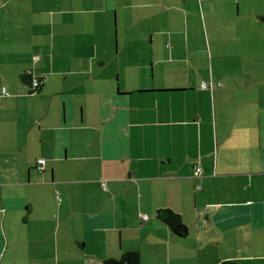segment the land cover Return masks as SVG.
<instances>
[{"label":"crops","instance_id":"obj_1","mask_svg":"<svg viewBox=\"0 0 264 264\" xmlns=\"http://www.w3.org/2000/svg\"><path fill=\"white\" fill-rule=\"evenodd\" d=\"M169 2L0 0V264L132 250L141 264H264V99L229 97L189 55L138 54L130 78L107 73L123 17L138 30ZM26 73L48 79L31 92Z\"/></svg>","mask_w":264,"mask_h":264},{"label":"rangeland","instance_id":"obj_2","mask_svg":"<svg viewBox=\"0 0 264 264\" xmlns=\"http://www.w3.org/2000/svg\"><path fill=\"white\" fill-rule=\"evenodd\" d=\"M182 2L170 0L160 7L162 12L157 8L156 20L138 30H128L130 20L124 16L119 24V44L115 42L108 51L107 73H116L120 65L122 75L130 78L136 70L131 67L136 62L131 60L138 54L146 58L189 55L195 57L193 62L202 75L209 74L210 80L213 74L214 82L220 81L219 89L229 97L239 99L252 93L243 101L264 99V0H187L181 11ZM164 29L176 34L162 36L159 31ZM223 75L228 82L217 79ZM248 107L253 108L251 102ZM218 117L221 121L220 111ZM222 118L228 119L225 114Z\"/></svg>","mask_w":264,"mask_h":264},{"label":"trees","instance_id":"obj_3","mask_svg":"<svg viewBox=\"0 0 264 264\" xmlns=\"http://www.w3.org/2000/svg\"><path fill=\"white\" fill-rule=\"evenodd\" d=\"M33 77L34 74L26 73L21 78L23 82H25L31 87V92H37L42 88V86L46 83V81H44V83L40 84L37 87H33ZM0 87H1V79H0ZM157 217L160 220H162L165 224H167L174 234L180 237L187 236L188 227L185 224L181 214L173 211L170 208H162L157 211ZM102 264H141V256L139 251L137 250L127 251L120 258H106L105 260H103ZM219 264H239V263L232 259H226L221 261Z\"/></svg>","mask_w":264,"mask_h":264},{"label":"built area","instance_id":"obj_4","mask_svg":"<svg viewBox=\"0 0 264 264\" xmlns=\"http://www.w3.org/2000/svg\"><path fill=\"white\" fill-rule=\"evenodd\" d=\"M48 79V77H44V76H35L33 77V87H37L40 84L44 83V81H46ZM211 84H207L206 82H203L201 84L202 88H208L211 87ZM2 93H7V90L5 87H3L2 89ZM38 164H39V169L43 170L44 166L46 165V160L44 158H40L37 160ZM202 172V168L200 166H196L195 170H194V175L195 176H200Z\"/></svg>","mask_w":264,"mask_h":264}]
</instances>
